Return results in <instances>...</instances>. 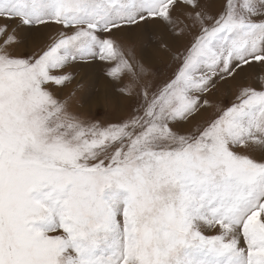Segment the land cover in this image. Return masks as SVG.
I'll return each mask as SVG.
<instances>
[{
    "label": "snow or ice",
    "instance_id": "6c2138e0",
    "mask_svg": "<svg viewBox=\"0 0 264 264\" xmlns=\"http://www.w3.org/2000/svg\"><path fill=\"white\" fill-rule=\"evenodd\" d=\"M0 264H264V0H0Z\"/></svg>",
    "mask_w": 264,
    "mask_h": 264
},
{
    "label": "rangeland",
    "instance_id": "374dc122",
    "mask_svg": "<svg viewBox=\"0 0 264 264\" xmlns=\"http://www.w3.org/2000/svg\"><path fill=\"white\" fill-rule=\"evenodd\" d=\"M211 10L213 12L219 10L221 0H209ZM59 26L51 24L48 28L43 29L42 34H37L30 46L36 48L47 43L52 37H54L58 31ZM125 44H134L137 50H141L145 45L147 46V52L151 55L154 65L160 70V78L165 79L171 74L172 69L175 66V62L171 59V55L164 52L158 45L152 42L154 37L164 35L172 46L173 51H182L188 44L190 36H187L181 40H173L164 30L163 25L157 23L142 24L139 28H135L131 31L121 32L116 34ZM103 66L97 62L95 67V73L98 78L97 87L101 93L105 90V80L103 76ZM84 76L82 72L77 79H81ZM239 78L236 81L229 80L227 83L218 82L215 89L209 94V99L212 101L213 106H223L233 100L237 91V84ZM251 82V81H249ZM74 110H79L76 105H73ZM131 111V105L126 100L121 98L118 103H109L102 109H97L93 104L92 116L98 117L104 121L116 120L122 118ZM213 109H209L208 112H204L197 117V121H202L212 115ZM84 115L87 117V111H84Z\"/></svg>",
    "mask_w": 264,
    "mask_h": 264
}]
</instances>
